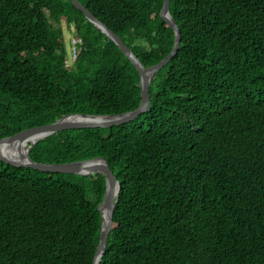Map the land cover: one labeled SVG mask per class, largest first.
<instances>
[{
  "label": "trees",
  "instance_id": "obj_1",
  "mask_svg": "<svg viewBox=\"0 0 264 264\" xmlns=\"http://www.w3.org/2000/svg\"><path fill=\"white\" fill-rule=\"evenodd\" d=\"M77 1L143 68L171 53L163 0ZM169 13L180 42L150 81L147 112L55 133L28 157L107 163L120 191L99 264H264V0H169ZM64 28L80 41L68 67ZM140 89L70 0H0V141L69 115L133 112ZM105 189L102 172L0 160V264H93Z\"/></svg>",
  "mask_w": 264,
  "mask_h": 264
},
{
  "label": "water",
  "instance_id": "obj_2",
  "mask_svg": "<svg viewBox=\"0 0 264 264\" xmlns=\"http://www.w3.org/2000/svg\"><path fill=\"white\" fill-rule=\"evenodd\" d=\"M72 5L82 14L85 19L93 24L98 30L105 34L121 51V53L128 58L134 67L137 69L140 75V92H141V101L139 107L130 113L116 115V116H88V115H69L61 120L46 125L42 127H37L33 129L26 130L15 136L5 138L0 141V145L7 142H12L14 140L24 138L27 136H33L34 141L28 146L27 153L25 155V160L23 162H14L0 155V160L5 164L14 166V167H23L30 168L40 172L46 173H56V174H74L78 176H88L94 172H102L105 175L106 189L104 198L98 207V211L101 217V233L98 247L95 252L93 264H99L100 260L105 252L107 245L108 235L111 228V222L113 218V212L115 205L118 201V194L120 191V185L117 182L116 178L111 173L107 163L100 158L93 159L85 162H77L71 164H37L28 157V151L33 146L35 142L55 133L73 130V129H91V128H111L114 126H119L133 121L138 115L147 112L149 108V97H148V87L152 77L157 73L163 66H165L169 60L176 54L180 42V33L179 30L171 18L169 13V0H163L162 7L160 10L161 18L167 22L170 28L174 32L175 41L171 53L163 59L161 62L155 66L145 69L139 63V61L133 56L130 50L123 44V42L116 36L113 32L109 31L103 24L94 18V16L84 8L77 0H70ZM72 117H79L86 119L82 122H73L68 121ZM105 211V216L103 212Z\"/></svg>",
  "mask_w": 264,
  "mask_h": 264
},
{
  "label": "bare ground",
  "instance_id": "obj_3",
  "mask_svg": "<svg viewBox=\"0 0 264 264\" xmlns=\"http://www.w3.org/2000/svg\"><path fill=\"white\" fill-rule=\"evenodd\" d=\"M68 121L82 122V121H86V119L79 117H72L68 119ZM33 141H34L33 136H27L24 138L14 140L12 142L3 143L0 145V155L3 156L1 154V149L4 146L7 158L9 160H13L14 162H23L25 160V155L28 150V146H29L28 144L30 142L32 143ZM103 214L105 216V211L103 212Z\"/></svg>",
  "mask_w": 264,
  "mask_h": 264
},
{
  "label": "built area",
  "instance_id": "obj_4",
  "mask_svg": "<svg viewBox=\"0 0 264 264\" xmlns=\"http://www.w3.org/2000/svg\"><path fill=\"white\" fill-rule=\"evenodd\" d=\"M68 58L65 61V66H70L73 62H75L76 57L78 55V45L80 44V41L76 40L72 35L68 37Z\"/></svg>",
  "mask_w": 264,
  "mask_h": 264
},
{
  "label": "rangeland",
  "instance_id": "obj_5",
  "mask_svg": "<svg viewBox=\"0 0 264 264\" xmlns=\"http://www.w3.org/2000/svg\"><path fill=\"white\" fill-rule=\"evenodd\" d=\"M64 35H65L64 37L66 40V45L69 48V44H68L67 40H68V37L71 36V34L69 33V31L66 30V28H64Z\"/></svg>",
  "mask_w": 264,
  "mask_h": 264
}]
</instances>
